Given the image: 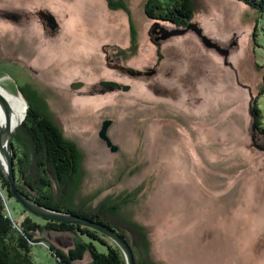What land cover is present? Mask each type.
I'll return each instance as SVG.
<instances>
[{
    "label": "rangeland",
    "instance_id": "obj_1",
    "mask_svg": "<svg viewBox=\"0 0 264 264\" xmlns=\"http://www.w3.org/2000/svg\"><path fill=\"white\" fill-rule=\"evenodd\" d=\"M146 1L115 10L107 0H0V84L27 107L13 144L25 177L47 180L31 193L63 201L65 186L74 193L65 204L86 211L120 203V219L106 218L124 232L125 217L142 227L136 235L116 228L136 264H264V12L241 0H192L185 31L163 37ZM32 103L79 149L65 185L51 163L38 169L43 158L22 129ZM108 119L116 150L100 136ZM1 180L15 224L42 223L33 259L55 264L48 242L68 251L81 237L45 230ZM97 232L129 264L119 242ZM91 260L87 251L75 264Z\"/></svg>",
    "mask_w": 264,
    "mask_h": 264
},
{
    "label": "trees",
    "instance_id": "obj_2",
    "mask_svg": "<svg viewBox=\"0 0 264 264\" xmlns=\"http://www.w3.org/2000/svg\"><path fill=\"white\" fill-rule=\"evenodd\" d=\"M107 1L112 9L117 10L119 8L126 10L122 0L117 2L112 0ZM241 1H244L251 7L264 12V0ZM194 11V1L192 0H147L145 3V14L151 19L168 21L181 27L187 24L193 16ZM261 93H263V91ZM36 102L38 103V99H36ZM39 102H41L39 105L43 102L47 104L46 98H43V100H40ZM32 104H29L26 120L22 125V129L27 136L30 137L29 139L32 141L36 157L43 158L38 159L40 160L37 162L38 169L42 171V173H45V161L51 163L57 175L59 185H65L68 180L73 179L78 172L79 149L76 143L67 140L64 137L63 133L59 130L58 126L52 121V119L49 118V116H46L41 110L35 107V103ZM253 110L256 112L258 125V115L260 109L257 106H254ZM15 146L16 145L13 144L15 175L19 188L29 198L42 206L88 217L92 220L101 221L111 227L121 230L118 225H115L108 218H106L107 214H111L112 217L117 216V218L120 219L118 217L120 203L104 202L94 211H86L81 208L71 207L66 205L65 201L73 203L72 194L74 195V193L72 192V194H66L65 186L64 189H62L63 194L61 193L58 197L62 198L63 201L61 199L59 201H54L46 196L33 195L31 191H35L34 184H36V182H41L46 185L45 182L47 183V180H45L40 174L38 179L34 180V183L25 177V172L21 169L22 159L20 158L18 150ZM40 166L43 167L41 168ZM0 180L2 187L4 189L6 188L7 195L9 196L8 198L13 197L10 191L9 181L4 177V173H2L1 170ZM47 186L52 189L51 184H48ZM5 201L6 198L0 194V264H38L35 262L31 254V241L38 242L39 240H44L36 237L37 232L44 229L41 221H36L32 219V217H26L20 225H16L10 213V208ZM40 219L45 221V230L58 232L72 231L81 237V239H78L76 244L68 251L60 249L54 244L48 242L49 249L56 257L55 264H75V261L84 258L87 251L90 252L92 260L91 262L85 264H125L122 251L117 246L108 243L107 240L104 239L97 231L83 227L79 224L58 222L41 217ZM127 221L129 222L128 218L125 217L124 222L128 225L126 227L127 231H121L125 235H127V232L130 234H133L134 232V235H136L137 232L139 234L142 227L132 225L133 223L130 224ZM95 241H97L101 246H104L107 251H100Z\"/></svg>",
    "mask_w": 264,
    "mask_h": 264
},
{
    "label": "water",
    "instance_id": "obj_3",
    "mask_svg": "<svg viewBox=\"0 0 264 264\" xmlns=\"http://www.w3.org/2000/svg\"><path fill=\"white\" fill-rule=\"evenodd\" d=\"M53 24H56L55 20ZM158 27H160L163 37H168L173 34L182 33L186 29V27H183L182 29L180 26L174 27L172 29H167V27L161 25L160 21L155 20L153 22L152 30L154 32L157 31L158 33ZM197 31L200 33V35H202L200 32V29H197ZM202 36L208 46L218 48V45L216 43H212L207 37H205L204 35ZM112 83L113 82L108 81L105 84L110 85ZM0 102L3 105L6 115H7L6 125L0 126V149L2 151V154L4 155V160L6 164L4 168V172L10 184L11 194L15 197V199L18 202H20L24 207H26L30 212H32L35 215H38L39 217L50 219L53 221H58V222L84 225L86 227L93 228L97 231L99 230L102 233L113 237L122 246L128 258V263L136 264L135 255H134L133 250L131 249L130 245L125 240V238L118 233L116 228L111 227L108 224H105L101 221H94L88 217L80 216L78 214L42 206L36 203L35 201H33L24 192L20 190L18 183H17L16 175H15V164H14L13 139L15 136V130L11 129L9 105L1 94H0ZM251 114H252V119H253V129L256 132L257 131V124H256L257 116H256V112L253 110V107H252ZM111 123H112V120L110 119L104 121L103 127L100 131V136L107 140L108 145L111 146L113 150H116L117 147L113 145L112 140L107 135V130H108V127L111 125Z\"/></svg>",
    "mask_w": 264,
    "mask_h": 264
},
{
    "label": "bare ground",
    "instance_id": "obj_4",
    "mask_svg": "<svg viewBox=\"0 0 264 264\" xmlns=\"http://www.w3.org/2000/svg\"><path fill=\"white\" fill-rule=\"evenodd\" d=\"M160 27H158L159 29ZM158 39H160L158 37ZM0 84V94L7 101L10 108V124L11 129L16 130L19 124L22 122L25 114H26V102L20 96H15L10 94L6 89ZM7 123V115L3 105L0 102V126H5ZM0 161L5 166L4 155L0 149Z\"/></svg>",
    "mask_w": 264,
    "mask_h": 264
},
{
    "label": "flooded vegetation",
    "instance_id": "obj_5",
    "mask_svg": "<svg viewBox=\"0 0 264 264\" xmlns=\"http://www.w3.org/2000/svg\"><path fill=\"white\" fill-rule=\"evenodd\" d=\"M51 23H52V24H51ZM48 25L51 27V29H52V28H54V29H55V28H56V26H57L56 24H53V22H52V21H51V22H49V21H48Z\"/></svg>",
    "mask_w": 264,
    "mask_h": 264
}]
</instances>
